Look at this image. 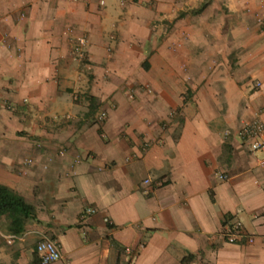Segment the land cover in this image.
I'll list each match as a JSON object with an SVG mask.
<instances>
[{
    "label": "crops",
    "instance_id": "1",
    "mask_svg": "<svg viewBox=\"0 0 264 264\" xmlns=\"http://www.w3.org/2000/svg\"><path fill=\"white\" fill-rule=\"evenodd\" d=\"M223 2L209 42L211 7L167 32L121 0H0V185L35 211L0 216V264L43 236L50 264H264V152L239 138L264 122V0Z\"/></svg>",
    "mask_w": 264,
    "mask_h": 264
},
{
    "label": "built area",
    "instance_id": "2",
    "mask_svg": "<svg viewBox=\"0 0 264 264\" xmlns=\"http://www.w3.org/2000/svg\"><path fill=\"white\" fill-rule=\"evenodd\" d=\"M258 23L264 27V14L258 17ZM79 47H83L86 44V39L80 37L77 39ZM257 88L261 87V83L256 84ZM106 113L101 112L98 115L99 121H104ZM239 138L241 142L252 152H264V122L260 117H256L246 122L239 131ZM96 210L94 208H88L85 210V215L94 214ZM227 241L230 244H239L243 241L249 243L254 242L253 237H248L242 226L239 223L233 224L231 227H227L225 230ZM8 244H13L16 236L10 235L7 238ZM129 252L130 250L127 249ZM36 252L38 254L39 264H50L56 261L62 260L63 254L60 251L58 243L48 236H43L36 246Z\"/></svg>",
    "mask_w": 264,
    "mask_h": 264
},
{
    "label": "rangeland",
    "instance_id": "3",
    "mask_svg": "<svg viewBox=\"0 0 264 264\" xmlns=\"http://www.w3.org/2000/svg\"><path fill=\"white\" fill-rule=\"evenodd\" d=\"M174 2L175 3H173V5H169L167 0H121V3H122L121 7L125 5V8H127L128 5L134 4L136 6L138 5L139 7H143L148 10H151L152 12H155L158 9V12H160L162 16H164L165 13L167 14L168 12H173V13L176 12L177 14L176 18L175 17L174 18H163L162 20L156 21L155 26H160L161 29L167 30V32L170 31L174 27L178 19L189 16L191 20L189 19L188 23L190 24V21H193L192 19H195V17L197 16L193 13V11L199 10L204 5L206 6V8L211 7L209 15L207 16L206 19H204V22L206 23V29L208 31V35L205 38L209 42L212 39V34H211L212 29L214 30V28H217L219 26H224L223 19L225 17L222 14L224 11L226 13L227 8L226 6H224L223 0L221 1L220 0H174ZM214 3H215V6L213 5ZM101 5H103L102 2H101ZM84 47L85 46L79 47L78 45L75 48L74 52L79 57L78 59L84 58L85 56Z\"/></svg>",
    "mask_w": 264,
    "mask_h": 264
},
{
    "label": "trees",
    "instance_id": "4",
    "mask_svg": "<svg viewBox=\"0 0 264 264\" xmlns=\"http://www.w3.org/2000/svg\"><path fill=\"white\" fill-rule=\"evenodd\" d=\"M206 6H202L199 10L193 11L195 15H199L203 12ZM184 15V13H183ZM145 68H148V64H145ZM94 100L90 98V106L93 110ZM7 215L12 221L11 231L14 234H20L24 230L25 222L35 216L33 206L26 203L24 198L10 191L8 188L0 185V216Z\"/></svg>",
    "mask_w": 264,
    "mask_h": 264
}]
</instances>
